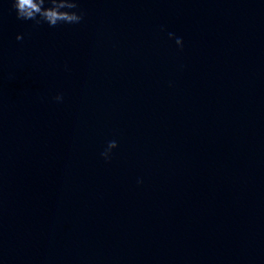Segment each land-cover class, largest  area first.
Masks as SVG:
<instances>
[{
  "label": "water",
  "instance_id": "water-1",
  "mask_svg": "<svg viewBox=\"0 0 264 264\" xmlns=\"http://www.w3.org/2000/svg\"><path fill=\"white\" fill-rule=\"evenodd\" d=\"M80 4L0 0V264H264V0Z\"/></svg>",
  "mask_w": 264,
  "mask_h": 264
},
{
  "label": "clouds",
  "instance_id": "clouds-1",
  "mask_svg": "<svg viewBox=\"0 0 264 264\" xmlns=\"http://www.w3.org/2000/svg\"><path fill=\"white\" fill-rule=\"evenodd\" d=\"M11 8L14 10L16 18L22 21H33L36 25L46 24L49 28L59 25L78 26L85 18L84 10L80 0H11ZM168 37L174 40L178 48L183 49L184 40L175 33L169 32ZM17 40L24 39L22 34L16 36ZM67 69V65L65 66ZM57 103H63L64 94L57 93L53 98ZM119 148L116 139L107 142L106 147L101 152L105 161L112 159L113 153ZM138 183H143L138 179Z\"/></svg>",
  "mask_w": 264,
  "mask_h": 264
}]
</instances>
